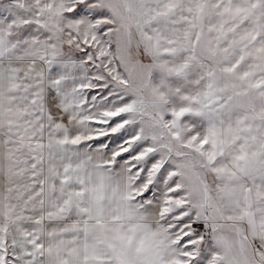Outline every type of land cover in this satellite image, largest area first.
Segmentation results:
<instances>
[{"label": "snow or ice", "instance_id": "1", "mask_svg": "<svg viewBox=\"0 0 264 264\" xmlns=\"http://www.w3.org/2000/svg\"><path fill=\"white\" fill-rule=\"evenodd\" d=\"M0 264H264V0H0Z\"/></svg>", "mask_w": 264, "mask_h": 264}]
</instances>
